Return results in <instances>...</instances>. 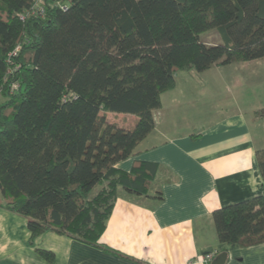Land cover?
<instances>
[{
	"label": "trees",
	"instance_id": "1",
	"mask_svg": "<svg viewBox=\"0 0 264 264\" xmlns=\"http://www.w3.org/2000/svg\"><path fill=\"white\" fill-rule=\"evenodd\" d=\"M43 3V18L23 21L32 0H0V207L26 216L32 239L51 231L96 244L120 191L146 193L157 172L117 164L155 131L178 75L264 58V0ZM212 30L223 43L201 40ZM108 113L137 118L128 127ZM257 162L262 193L212 214L222 244L264 243V149Z\"/></svg>",
	"mask_w": 264,
	"mask_h": 264
},
{
	"label": "crops",
	"instance_id": "2",
	"mask_svg": "<svg viewBox=\"0 0 264 264\" xmlns=\"http://www.w3.org/2000/svg\"><path fill=\"white\" fill-rule=\"evenodd\" d=\"M247 95L240 77L224 86L177 81L161 96L155 131L117 164L127 173L157 165L146 193L120 191L96 244L51 231L32 239L28 218L0 207V264H206L209 253H215L210 264L223 253L225 264H264V243L222 244L212 218L263 191L257 152L264 149V116L256 111L264 105L252 107ZM118 115L134 126L137 117ZM40 250L54 254L53 261Z\"/></svg>",
	"mask_w": 264,
	"mask_h": 264
},
{
	"label": "rangeland",
	"instance_id": "3",
	"mask_svg": "<svg viewBox=\"0 0 264 264\" xmlns=\"http://www.w3.org/2000/svg\"><path fill=\"white\" fill-rule=\"evenodd\" d=\"M201 40L208 44H221L223 40L220 33L217 30L209 31L201 35ZM232 67V68H230ZM188 73L186 78L184 74H180L177 77V81L182 80H203V81H216L220 83V86H224L225 83L235 81V77H240L243 85L246 88L247 96H249V103L252 107H260L264 105V58L245 63H233L228 65H215L203 72H198L195 69L185 71ZM223 83L221 85V83ZM228 85V84H227ZM225 92L224 87L220 88ZM221 95H224L221 93ZM204 95H202V98ZM198 98V96H196ZM164 99V96L163 98ZM5 102V97L0 95V105ZM109 120L111 122H117L118 124H130L132 118L127 116H121L116 113H108Z\"/></svg>",
	"mask_w": 264,
	"mask_h": 264
},
{
	"label": "built area",
	"instance_id": "4",
	"mask_svg": "<svg viewBox=\"0 0 264 264\" xmlns=\"http://www.w3.org/2000/svg\"><path fill=\"white\" fill-rule=\"evenodd\" d=\"M33 4L32 6L27 9L25 12L21 13L19 15L20 19L25 21L29 17H41L43 18L45 16V10H44V3L43 0H32ZM64 8V7H63ZM65 9V8H64ZM20 52V47H17L11 54V56H16ZM19 86L17 84H14L13 89H17ZM215 253H209L204 256L202 262L206 264H210Z\"/></svg>",
	"mask_w": 264,
	"mask_h": 264
},
{
	"label": "water",
	"instance_id": "5",
	"mask_svg": "<svg viewBox=\"0 0 264 264\" xmlns=\"http://www.w3.org/2000/svg\"><path fill=\"white\" fill-rule=\"evenodd\" d=\"M227 258H228V254L223 253V254L219 255L212 264H225L227 261Z\"/></svg>",
	"mask_w": 264,
	"mask_h": 264
}]
</instances>
